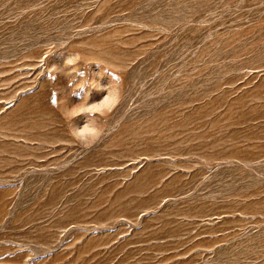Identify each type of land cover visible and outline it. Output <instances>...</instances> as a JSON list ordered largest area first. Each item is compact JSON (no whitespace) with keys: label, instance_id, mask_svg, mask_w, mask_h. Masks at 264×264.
<instances>
[{"label":"rangeland","instance_id":"rangeland-1","mask_svg":"<svg viewBox=\"0 0 264 264\" xmlns=\"http://www.w3.org/2000/svg\"><path fill=\"white\" fill-rule=\"evenodd\" d=\"M0 264H264V0H0Z\"/></svg>","mask_w":264,"mask_h":264}]
</instances>
